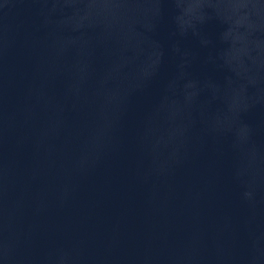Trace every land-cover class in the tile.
<instances>
[{
	"label": "water",
	"instance_id": "water-1",
	"mask_svg": "<svg viewBox=\"0 0 264 264\" xmlns=\"http://www.w3.org/2000/svg\"><path fill=\"white\" fill-rule=\"evenodd\" d=\"M0 264H264V79L0 176Z\"/></svg>",
	"mask_w": 264,
	"mask_h": 264
}]
</instances>
